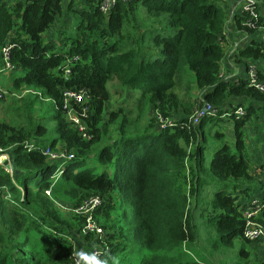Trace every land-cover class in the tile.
<instances>
[{"label":"trees","instance_id":"16d2710c","mask_svg":"<svg viewBox=\"0 0 264 264\" xmlns=\"http://www.w3.org/2000/svg\"><path fill=\"white\" fill-rule=\"evenodd\" d=\"M64 1L19 0L11 5L0 0V68L5 65L4 47L13 42L15 71L9 77L16 71L21 74L12 76L13 88L38 90L41 97L53 101L52 119L59 133L49 146H42L35 138L48 133L43 124L28 130L0 121V146L13 164L12 173L0 167V184L8 188L0 191L5 204L0 206V264H71L75 245L69 234L101 247V261L106 264H251L252 253L246 248L251 242L244 237L245 220L237 196L226 191L215 194L204 211L209 219L204 245H200L194 214L201 188L212 175L221 181L249 179L243 130L254 114L264 110V94L246 77L223 79L228 9L220 0H135L104 15L97 0H84V7L68 6L80 20L76 38H67L58 47L46 43L44 34L62 15ZM259 12L264 26V0H259ZM235 20L245 35L262 36L244 25L246 16L241 12ZM261 36L243 46L237 60L246 67L257 64L264 81ZM74 56L80 58L77 64L72 62ZM68 66L72 74L66 79ZM186 69L194 74L203 105L218 111L197 125L192 116L198 107L192 111L174 92ZM113 80L129 99L137 98L136 107L154 111L157 127L153 119L137 128L129 118L130 109L109 112L108 85ZM68 89L90 95L89 141L63 112V92ZM187 91L191 97V89ZM238 99L254 102L245 105ZM239 107L245 108L244 116L236 115ZM180 108L185 115L172 119L174 127L160 130L156 113L169 119ZM214 118L234 121L240 154L225 146L209 163L200 129ZM114 124L116 136H108ZM59 146L74 158L54 163L45 156V150L55 152ZM93 156L97 168L88 164ZM57 174L61 176L55 181ZM60 182L78 199L75 207L90 196L103 199L96 213L106 232L102 240L81 236L83 219L76 217L73 229L64 217L53 197ZM100 214L105 224L98 219ZM259 221L264 225V210ZM237 242L242 243L239 250Z\"/></svg>","mask_w":264,"mask_h":264},{"label":"rangeland","instance_id":"374dc122","mask_svg":"<svg viewBox=\"0 0 264 264\" xmlns=\"http://www.w3.org/2000/svg\"><path fill=\"white\" fill-rule=\"evenodd\" d=\"M3 1L15 3L17 0ZM82 1L83 0H72L74 9H76ZM69 4H71V0H65V13L59 16L56 22L44 34L46 43H53L54 45L60 47L59 45L66 42L67 38H76V30L80 20L76 17L75 13L68 11ZM10 74L3 75L0 79L2 90L6 93L0 100V121L6 122L14 127H23L28 130H32L37 124H43L47 127L48 133L41 138L36 137L35 140L42 146H49L55 139L59 138L56 123L52 119L55 114L54 102L45 97H41V91L38 90H35L38 94H26L21 99L17 98L19 95L24 94V90L19 91L14 89L10 81L12 76L19 77L21 74L16 71L9 77ZM178 81L180 82L179 87L176 88L174 92L179 95L183 105L190 106V102L193 100L192 97L195 96V92L198 90L195 86L194 74L186 69V72L178 79ZM9 82L11 86H9L10 84L6 85ZM108 89L112 94L111 102L108 105L109 112L117 111L119 108L130 109L131 114L129 115V118L134 122L137 128L148 126L149 122L153 119L155 126L157 127V123L154 118V111L139 105L136 107L134 101H136L137 98L135 97L134 99H129L116 80L109 83ZM188 89H192V97L189 96L190 92L187 91ZM136 94L137 97H139L141 92L138 91ZM244 104L248 105L247 103ZM180 109L183 111V108ZM171 116H173L170 117L172 120L182 115L178 111L171 113ZM106 119L108 120L109 116H107ZM121 121L122 119H119L117 123H120ZM130 129L134 130L135 127ZM200 130L205 134L203 145L206 148L205 156L209 163L214 160L217 152L225 146H229L235 155L240 154L239 150L236 148L235 124L233 120L223 119L219 121L217 118H214L213 121H207L204 123ZM116 131L117 124L111 125L107 135L116 136ZM243 132L245 139V149L243 150V155L250 165L249 174L253 173V176L250 175L249 180L221 181L216 176L212 175L208 179V183L201 188L200 203L194 211L196 225L201 238L200 245H204L203 241L208 238L207 234L209 231L207 226L209 219H207L204 211L212 202L216 193L226 191L230 194H234L238 197V203L247 201L243 191H247L251 197L257 198L258 196L260 187L257 188V180H264V173L263 171L261 172V167L264 164V110L258 111L257 114H254L251 117ZM218 134L221 135L218 136ZM59 145H62V142H59ZM57 148L58 149L56 151L66 149L62 146ZM88 164L92 168H97L94 156L88 160ZM108 171L110 174L113 173V170L111 169ZM98 172L100 173L101 171ZM255 177H257V179ZM236 185L239 188L237 190L241 192L236 191ZM53 197L64 217L71 223L72 228L76 229L77 227L75 228V225L77 224V218L75 216L77 215H74V210H76L75 205L79 203L78 199L68 194L67 187L61 182L55 188ZM92 197L94 196H90L88 198ZM85 200H83L82 203ZM0 206H5L2 202L1 196ZM103 218L104 216L100 214V218L98 219L102 224H105ZM72 235L73 234H69L70 237L67 238L73 239V244L79 251L80 243L77 239L73 238ZM90 244L91 247H97L95 243H89L82 240L81 246L83 247L84 252L89 250ZM241 244L242 243L237 242V250H239ZM246 248L252 253L251 264H264V241L246 243ZM230 256H235V254H231Z\"/></svg>","mask_w":264,"mask_h":264},{"label":"built area","instance_id":"2783aa9c","mask_svg":"<svg viewBox=\"0 0 264 264\" xmlns=\"http://www.w3.org/2000/svg\"><path fill=\"white\" fill-rule=\"evenodd\" d=\"M135 0H97L99 8L104 15L111 14L119 4H130ZM241 12L246 16L244 25L248 28L262 33L263 43H264V26L260 23V12H259V0H241L240 5L237 7L235 12L230 14L234 18L237 13ZM16 48V44L9 42L6 44L3 50L5 65L0 68V79L3 75L10 74L12 71H15V66L12 63L11 54L12 51ZM80 61V58L74 56L72 62L77 64ZM71 66H68L66 69L65 77L66 79L70 78L72 74ZM246 81L250 83L254 88L259 92L264 94V81L260 78V72L257 64L251 63L247 67L246 72ZM5 92L2 90V84L0 81V100L5 96ZM26 94H38L34 90H24L23 95H19L17 98L21 99ZM90 101V95L87 91H77V90H65L63 92L62 100V109L67 116L68 122L71 126L78 131V133L85 140H91L92 136L88 132L87 120L89 119V107L88 102ZM246 110L244 107H239L236 110V115L238 117L244 116ZM218 115V111L211 106L205 104L202 107L195 110L192 120L195 125L204 117H215ZM225 118V117H224ZM156 119L159 124L160 130H165L175 126L173 120L164 119L162 115L158 112L156 113ZM7 150H4L0 146V158L8 155ZM45 156H47L54 163L70 161L74 158V155L64 151H51L49 148L45 150ZM0 166L3 167L2 164ZM262 171V170H261ZM264 172V171H263ZM12 173V172H10ZM60 174H57L54 178L57 181L60 178ZM4 186L0 184V191L3 190ZM8 191L7 187H4ZM264 190V189H263ZM46 194L51 196V191H47ZM7 199H10L8 193ZM103 205V199L99 196H94L92 198L86 199L80 206L76 207L74 210L75 217L83 219L84 225L81 228V236H95L96 238L103 239L106 235L105 230L102 228L100 223L96 219V213ZM58 206V205H57ZM59 207V206H58ZM60 209V208H59ZM264 210V191L263 194H258L257 198H253L246 205L240 206V212L243 215L245 220L244 226V237L250 242L264 241V225L259 221L263 215ZM80 251V249H79ZM78 252L77 248H74V252L71 259V264H80L79 257L76 255ZM87 252H95L97 257L101 260L103 257V249L101 247H91Z\"/></svg>","mask_w":264,"mask_h":264},{"label":"crops","instance_id":"0c3cea01","mask_svg":"<svg viewBox=\"0 0 264 264\" xmlns=\"http://www.w3.org/2000/svg\"><path fill=\"white\" fill-rule=\"evenodd\" d=\"M18 1L19 0H17L15 3H10V4L14 5ZM71 3H72V0H71ZM240 3H241V0H220V3H219L224 8L225 11H226V9H228V13H226V29L229 33V37H228V39H225L224 43H223L225 53H226V57L224 58V60L222 62V69H223L222 75H223V79L226 81H238L242 78L245 79L247 67H246V64L244 62H240V63L238 62L237 55L243 46L249 45L253 40H257V38L259 36H261V34H257V35H254L253 37H250V36L245 35L242 31H239L235 17L233 18L230 13L235 12L237 10V7L240 5ZM82 6L83 7L85 6L84 0L77 7L81 8ZM63 9H64V4H63ZM64 13H65V9H64L62 14H64ZM262 67H264V63H262ZM8 84H10V82L7 83L6 85H8ZM191 97H192V89H191ZM192 99H193L192 102H190V106L192 107V111L194 109H196L197 107L198 108L202 107V105L204 104V101L202 99V92L199 90H197L195 92V96L192 97ZM236 101L239 103H247L248 105H250L252 102H254V101L247 100V99H238ZM197 102H198V104H197ZM179 112L181 113L182 116L185 115V113H183L184 110L182 111V109H180ZM182 116H180V117H182ZM175 121H177V120H175ZM9 160L11 162L10 156H9ZM262 166H264V164ZM0 167L5 172L6 171L13 172V170H8L5 166H3V167L0 166ZM261 170H262V167H261ZM250 175L253 176V173H251ZM255 178L257 179V177H255ZM260 180H262V179H260ZM260 180H257L258 181L257 182V185H258L257 188L260 187L258 194L259 193L263 194L264 180H262V181H260ZM236 191H239V190L236 189ZM239 192H241V191H239ZM243 192L245 193V198L247 201H245L243 203H239L240 206L246 205L247 203H249V201L251 199L256 198V197H251V195L249 193H247V191H243ZM22 196H23V194H22ZM261 218H262V216H261ZM73 238L77 239L78 242L80 243L79 244L80 251H84L83 247L81 246L82 241L79 239V237L73 236ZM69 240L73 243L72 238H69Z\"/></svg>","mask_w":264,"mask_h":264},{"label":"clouds","instance_id":"9594fccd","mask_svg":"<svg viewBox=\"0 0 264 264\" xmlns=\"http://www.w3.org/2000/svg\"><path fill=\"white\" fill-rule=\"evenodd\" d=\"M76 255L79 257L80 264H106L97 257L95 252L78 251Z\"/></svg>","mask_w":264,"mask_h":264},{"label":"water","instance_id":"95a60500","mask_svg":"<svg viewBox=\"0 0 264 264\" xmlns=\"http://www.w3.org/2000/svg\"><path fill=\"white\" fill-rule=\"evenodd\" d=\"M0 164L5 166L8 170H12V168H13L12 162H10L8 155H5V156L0 158Z\"/></svg>","mask_w":264,"mask_h":264}]
</instances>
